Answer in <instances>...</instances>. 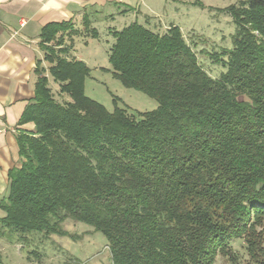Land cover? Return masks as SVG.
Instances as JSON below:
<instances>
[{"label":"trees","instance_id":"16d2710c","mask_svg":"<svg viewBox=\"0 0 264 264\" xmlns=\"http://www.w3.org/2000/svg\"><path fill=\"white\" fill-rule=\"evenodd\" d=\"M226 11L233 48L205 53L216 78L179 26L112 33L114 76L158 102L140 119L86 96L91 69L68 55L75 37L98 38L88 19L44 28L0 238L30 246L72 219L106 236L112 264H214L238 240L264 253V0Z\"/></svg>","mask_w":264,"mask_h":264},{"label":"crops","instance_id":"0c3cea01","mask_svg":"<svg viewBox=\"0 0 264 264\" xmlns=\"http://www.w3.org/2000/svg\"><path fill=\"white\" fill-rule=\"evenodd\" d=\"M196 1L203 3V0H0V222L6 215L1 204L9 194L10 173L20 160L18 138L35 129L34 123L22 124V120L36 97V71L44 60L40 39L44 28L72 22L81 32L84 20L88 19L98 38L97 27L101 24H106L109 36L135 22L156 30L174 25L184 31L190 25L184 18L192 15ZM79 37L88 44L89 37H75L68 58L84 61L75 49Z\"/></svg>","mask_w":264,"mask_h":264},{"label":"rangeland","instance_id":"374dc122","mask_svg":"<svg viewBox=\"0 0 264 264\" xmlns=\"http://www.w3.org/2000/svg\"><path fill=\"white\" fill-rule=\"evenodd\" d=\"M240 1L243 0H203L200 4L196 1V6L191 10L192 15L184 18L190 25H196L193 29L190 25L185 27L184 35L196 44L193 46L190 43L198 54L202 67L215 78L224 70L220 62L205 53H222L233 48L232 36L236 27L226 9L230 5H238ZM97 28L100 32L98 39L89 36L86 44L79 37L75 48L91 69L85 84L86 96L103 105L109 112L125 109L137 119L141 118L142 113L155 111L158 108L155 99L125 87L114 76L109 54L115 40L109 36L106 24ZM45 66L48 67L47 64ZM52 86L54 94L59 97L58 85L54 83ZM61 228L62 235L55 233L50 238L41 235L31 237L30 246L0 238L1 264H68L66 262L74 260L80 264H112L108 240L103 233L92 232L87 225L72 219L62 223ZM32 246L39 252L40 259L29 254L35 250L29 248ZM231 248L233 255L219 254L214 264H260L258 262L264 256L260 251L252 257L242 240L233 242Z\"/></svg>","mask_w":264,"mask_h":264}]
</instances>
